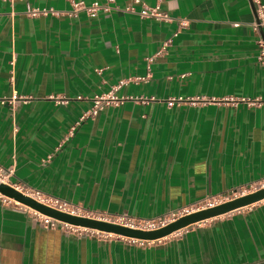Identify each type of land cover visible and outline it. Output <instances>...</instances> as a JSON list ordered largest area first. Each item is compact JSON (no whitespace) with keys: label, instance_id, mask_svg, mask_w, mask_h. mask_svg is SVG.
I'll list each match as a JSON object with an SVG mask.
<instances>
[{"label":"crops","instance_id":"0c3cea01","mask_svg":"<svg viewBox=\"0 0 264 264\" xmlns=\"http://www.w3.org/2000/svg\"><path fill=\"white\" fill-rule=\"evenodd\" d=\"M76 2L107 9L89 16ZM154 3L0 0V183L107 220L160 217L264 180V27L254 0H162L168 20L137 14ZM26 5L58 14L27 16ZM110 90L145 100L78 121L90 97ZM12 92L29 99L11 108L1 99ZM168 96L237 102L167 106ZM6 198L0 264H264V199L138 243L46 227Z\"/></svg>","mask_w":264,"mask_h":264},{"label":"built area","instance_id":"2783aa9c","mask_svg":"<svg viewBox=\"0 0 264 264\" xmlns=\"http://www.w3.org/2000/svg\"><path fill=\"white\" fill-rule=\"evenodd\" d=\"M11 2L12 0H7ZM162 0H155V3L153 6H142L138 11L137 14L140 17H145V18H154L155 20L158 21H166L168 20V16L166 13L161 9L160 4ZM256 8H257V13L259 16V20L264 27V13H263V4L259 0H254ZM74 10H84L89 16H93L96 12V10L99 7H102L104 10L107 8L104 6L98 5L96 2H92L90 4H84L82 2H76L72 4ZM130 7H126L125 10H130ZM24 13L27 16H36V15H45L47 13L50 14H58V12L52 8H37V7H30L28 5L25 6L24 8ZM257 46H258V54H257V59L264 63V41L261 39L257 40ZM148 61L150 58H147ZM117 87V86H116ZM78 99H88L87 96H77ZM29 99V96H22L18 95L15 92H12L10 96L6 99H1V102L6 101L9 106L12 108L17 102H26ZM55 100H58L55 98ZM125 100H139L143 101L145 100L142 97L138 96H117L113 93V90H110L106 93L103 94H96L93 95L92 97L89 98V101L91 102V107L84 112L78 117V121L83 120L87 116H92L96 113L98 109H100L104 105H118L122 103ZM240 101H245L247 104H253V103H259L261 101L259 100H248L244 98H239ZM63 99H59L58 102H63ZM182 101H186L189 103L193 102H202V103H210V102H215V103H224V104H231L234 106L237 102L234 98H228L224 97L219 101H215L214 98H206L204 96H186V97H181V96H168L165 98L164 102L167 106H173L176 105ZM7 173L3 172V170L0 168V178H6ZM1 180V179H0ZM264 187V180H260L257 182H253L248 185V187H242L238 188L236 190H233L229 192L228 194L225 195H215V196H210L200 202L190 204L188 206H183L169 214L156 217V218H150V219H145V218H130L127 216H116L113 219H107L109 221H113L115 223H119L131 228H138L142 230H152L155 228H158L160 226H163L164 224L182 216L185 214H189L191 212L204 209L207 207H212L217 204H220L226 200H230L233 198H236L238 196H241L243 194L252 192L258 188ZM36 198L44 203L47 204L57 210L63 211V212H69L72 214H78L79 210L70 206L65 205L61 201H59L56 198L53 197H46V196H41L39 194H35ZM0 201L4 203L10 202V200L2 195H0ZM30 215L38 222H40L42 225L46 227H54L56 224H60L61 226H64L66 228L71 227L70 225H66L65 223H61L56 221L55 219H52L50 217H47L45 215H42L38 212H35L33 210L29 211ZM95 218H98V215H92ZM102 219V217H100ZM176 233V232H175ZM110 234V233H107ZM113 235V234H111ZM117 236V235H115ZM121 237V236H118ZM121 238H126V237H121ZM130 240L137 241L138 243H143L147 241L143 240H136V239H131Z\"/></svg>","mask_w":264,"mask_h":264},{"label":"water","instance_id":"95a60500","mask_svg":"<svg viewBox=\"0 0 264 264\" xmlns=\"http://www.w3.org/2000/svg\"><path fill=\"white\" fill-rule=\"evenodd\" d=\"M0 194L12 198L13 200L37 211L38 213H41L45 216L51 217L64 223L80 227H86L103 233H110L121 237L143 241H154L166 237L175 232H178L179 230L191 224L210 219L212 217L236 210L238 208L250 205L261 199H264V187L258 188L252 192L243 194L236 198L227 200L215 206L207 207L191 212L189 214L182 215L164 224L163 226L152 230L131 228L109 220L71 215L46 206L33 198L23 195L11 186H8L3 183H0Z\"/></svg>","mask_w":264,"mask_h":264},{"label":"rangeland","instance_id":"374dc122","mask_svg":"<svg viewBox=\"0 0 264 264\" xmlns=\"http://www.w3.org/2000/svg\"><path fill=\"white\" fill-rule=\"evenodd\" d=\"M2 180V178H0ZM174 234V233H173Z\"/></svg>","mask_w":264,"mask_h":264}]
</instances>
